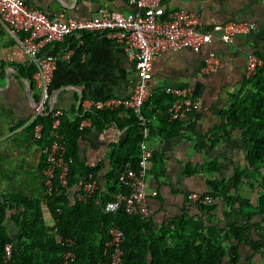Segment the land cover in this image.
Segmentation results:
<instances>
[{"label":"crops","instance_id":"1","mask_svg":"<svg viewBox=\"0 0 264 264\" xmlns=\"http://www.w3.org/2000/svg\"><path fill=\"white\" fill-rule=\"evenodd\" d=\"M26 2L49 17L61 20L92 17L100 7L123 12L133 10L125 0ZM163 6L166 13L179 9L193 11L200 17L204 30L227 21H250L256 28L234 35L229 42L215 36L199 51L181 48L154 59L149 97L156 100H150L144 111L157 108L152 118L154 121L160 118L157 117L162 113L160 107L168 105V101L161 103L157 96L164 94L166 86L188 88L198 101V107L183 120L166 118L162 122L169 125L166 128L157 130L155 125L151 128L147 139L151 157L147 164L146 189L152 229L172 230L173 224L179 221L190 226L202 222L205 227L216 226L223 230L235 225L245 230L246 241L226 238L222 232L219 244L226 250L224 264H264V220L256 211L259 198L264 194V161L256 167L251 165L243 130L227 119L236 98L253 91L252 78L244 76L249 55L264 58V0H164ZM0 30V203L7 205L3 223L7 232L18 238V227L11 215L23 210L17 209L21 199L41 197L42 151L29 130L32 88L25 73L30 62L6 29ZM51 48L58 54L49 83L53 107L62 109L71 121L82 99L127 97L131 93L136 80L134 62L120 44L105 35L85 34L82 43L68 37ZM209 52L215 53L219 65L214 71L205 72L202 67ZM81 110L83 114H91L87 118H91L92 125L84 128L79 152L85 165L99 167L96 179L99 187L110 168L112 146L126 141L134 126L128 123L130 111L123 108L107 113L99 127L93 124V111ZM208 164L217 169L204 170ZM208 181L222 182L229 194H236L249 205L236 204L231 209L217 196H212L213 202L209 204L212 208L190 202L187 194L208 192ZM80 190V186L66 189L67 198L77 200ZM230 246L237 248L234 263L230 262Z\"/></svg>","mask_w":264,"mask_h":264},{"label":"trees","instance_id":"2","mask_svg":"<svg viewBox=\"0 0 264 264\" xmlns=\"http://www.w3.org/2000/svg\"><path fill=\"white\" fill-rule=\"evenodd\" d=\"M1 28L4 27L0 23ZM33 72L34 67L30 64L25 78L32 81ZM250 81L254 84L253 91H248L242 98H236L235 104L227 113V119L231 125L243 130L248 145L247 158L256 167L264 161V65L258 68ZM30 86L33 89L32 83ZM157 97L161 103L168 101V105L160 107L162 113L157 115L158 118L160 116L157 121L152 118L157 108L144 111L146 104L152 99L156 100L155 97H149L142 109L145 118L149 119L150 133L154 125L157 130L169 126L162 122L168 119L167 109L172 98L165 93ZM109 112L112 111H93L95 127L102 125L100 122L107 118L105 115ZM87 117H91L89 112L83 114L78 109L72 121L63 115L55 129H52L50 114L38 116L31 121L30 136L41 151L53 141L64 145L65 158L72 160L66 176L68 184L66 188H61L56 180L57 188L52 194H43V186L41 197L24 198L17 203V209L21 207L23 210L12 214L11 218L18 227V238L11 237L7 232L3 224L7 217V205L0 203V264H59L62 253L67 248L65 239L73 241L72 249L78 264H106V242L109 240L110 226L118 228L124 235L121 264H224L226 250L219 244L222 232L224 231L226 238L246 241L245 230L235 225L223 230L216 226L205 227L202 222L190 226L179 221L173 224L172 230L154 231L149 218L142 219L128 214L123 205L114 213L103 212L104 203L113 200L114 194L121 190L119 174L127 165H136L139 122L132 112L128 120L134 126L132 133L126 141L112 146L109 154L110 168L104 174L103 183L99 184L96 192L87 201H70L66 189L81 187L82 181L89 174L98 179L99 167L85 165L79 152V139L86 131L79 128V122ZM37 123L43 126L40 139L33 138V129ZM45 165V155L41 153L39 173L42 184V170ZM216 169L217 167L208 164L204 170L211 172ZM208 186L209 191L205 194L223 199L231 209L236 204L240 207L249 205L236 194H229L220 181H208ZM202 207L212 208L210 205ZM256 211L260 212L264 220V194L259 198ZM6 243L11 245V257L5 261L3 247ZM229 254L230 262L234 263L237 248L230 246Z\"/></svg>","mask_w":264,"mask_h":264},{"label":"built area","instance_id":"3","mask_svg":"<svg viewBox=\"0 0 264 264\" xmlns=\"http://www.w3.org/2000/svg\"><path fill=\"white\" fill-rule=\"evenodd\" d=\"M133 8L123 12L117 9L100 7L95 16L85 19L69 18L66 20L49 17L44 11L30 7L26 0H0V23L7 33L20 45L26 53L30 64L34 67L32 74L33 89L29 92L31 98V121L38 116L50 114L52 129H55L64 111L54 108L49 83L56 68L58 54L51 48L56 42L68 37L83 42L85 34L105 35L120 44L128 58L134 62L136 80L131 93L127 97H105L82 99L78 109L84 111H112L119 108L132 112L139 122L138 157L135 166L127 165L118 176L121 190L114 194L113 200L104 203V213H114L120 205L126 213L146 219L150 215L147 193V164L151 157L147 139L150 135L149 119L142 113L143 106L150 96L149 81L154 59L165 52L181 48L199 51L202 46L210 44L218 37L229 42L236 34H245L256 28L250 21H227L202 29L200 17L187 9L165 12L164 0H125ZM68 57V53L64 54ZM219 65V59L209 52L202 70L214 71ZM264 65V60L256 55H249L244 76L252 78L258 68ZM165 94L172 97L168 107L170 120H183L197 109L198 101L193 98L190 90L183 86H166ZM92 125L91 118L79 122V128ZM42 124L37 123L33 129V138H41ZM45 155L43 174V194L50 195L56 190V180L61 188L67 187V173L71 158H65V147L57 141L42 149ZM98 189L96 178L89 174L82 182L77 200L87 201ZM187 198L192 203L209 205L213 197L205 193L190 192ZM109 240L106 242L108 261L106 264H121L124 235L114 226L108 229ZM60 240V237L57 238ZM67 247L59 264H78L72 249L73 241L65 239ZM3 259L11 257V245H4Z\"/></svg>","mask_w":264,"mask_h":264}]
</instances>
